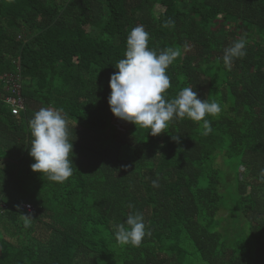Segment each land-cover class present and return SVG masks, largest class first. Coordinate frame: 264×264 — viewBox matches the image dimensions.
Returning <instances> with one entry per match:
<instances>
[{"label": "trees", "instance_id": "trees-1", "mask_svg": "<svg viewBox=\"0 0 264 264\" xmlns=\"http://www.w3.org/2000/svg\"><path fill=\"white\" fill-rule=\"evenodd\" d=\"M137 25L181 52L169 98L191 87L221 105L211 131L185 117L153 137L114 117L109 81ZM17 74L16 116L1 77ZM41 107L68 120L63 183L31 170ZM136 212L150 235L120 244L113 226ZM0 264H264V0H0Z\"/></svg>", "mask_w": 264, "mask_h": 264}, {"label": "clouds", "instance_id": "clouds-1", "mask_svg": "<svg viewBox=\"0 0 264 264\" xmlns=\"http://www.w3.org/2000/svg\"><path fill=\"white\" fill-rule=\"evenodd\" d=\"M174 26V21H166ZM150 33L143 25L135 26L127 36L124 58L116 64L109 81L111 89L108 104L114 117L137 127L150 129L153 137L165 133L169 122L174 119H188L203 122L204 129L211 131V121L206 116H215L222 111L216 101L198 98L191 87L183 88L176 96L169 98L171 87L167 69L181 55L179 49H154L149 47ZM247 55L244 38L233 41L225 48L223 62L231 67L234 59ZM31 146L29 155L34 160L31 170L46 176L51 182L63 183L73 175L74 143L69 139L68 120L62 109L41 107L29 121ZM179 142L180 137H172ZM153 187H159L156 180ZM30 215H22L24 226L30 224ZM115 238L120 244L139 246L147 231L144 217L136 212L129 214L124 223L113 226Z\"/></svg>", "mask_w": 264, "mask_h": 264}, {"label": "built area", "instance_id": "built-area-1", "mask_svg": "<svg viewBox=\"0 0 264 264\" xmlns=\"http://www.w3.org/2000/svg\"><path fill=\"white\" fill-rule=\"evenodd\" d=\"M5 82L6 97L5 101L8 102L13 109L14 115H19L25 108V101L22 96V77L21 74L17 75H4L1 77ZM26 208L32 211V207L27 205Z\"/></svg>", "mask_w": 264, "mask_h": 264}, {"label": "rangeland", "instance_id": "rangeland-1", "mask_svg": "<svg viewBox=\"0 0 264 264\" xmlns=\"http://www.w3.org/2000/svg\"><path fill=\"white\" fill-rule=\"evenodd\" d=\"M218 163H219V164H221V163H222V161H221V160H218Z\"/></svg>", "mask_w": 264, "mask_h": 264}]
</instances>
